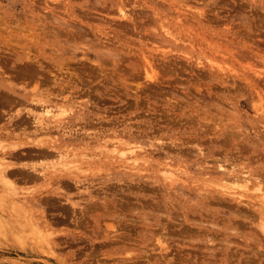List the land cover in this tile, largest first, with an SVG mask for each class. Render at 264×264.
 <instances>
[{
  "label": "rangeland",
  "instance_id": "rangeland-1",
  "mask_svg": "<svg viewBox=\"0 0 264 264\" xmlns=\"http://www.w3.org/2000/svg\"><path fill=\"white\" fill-rule=\"evenodd\" d=\"M0 172V264H264V0H0Z\"/></svg>",
  "mask_w": 264,
  "mask_h": 264
},
{
  "label": "bare ground",
  "instance_id": "bare-ground-1",
  "mask_svg": "<svg viewBox=\"0 0 264 264\" xmlns=\"http://www.w3.org/2000/svg\"><path fill=\"white\" fill-rule=\"evenodd\" d=\"M123 17H124V15H122ZM152 78V77H151ZM61 108V107H60ZM58 110H60V109H58ZM61 110H63V109H61ZM63 111H65V110H63ZM63 111H60L59 113H58V115H60L61 113H62V115H64L63 113ZM66 112V111H65ZM56 113V112H55ZM55 113H53L52 111H50L49 109H45L43 112H42V114L43 115H48V116H54V115H56ZM57 115V116H58ZM54 117H56V116H54ZM38 119L39 118H37V121H38ZM45 120V119H44ZM40 121V120H39ZM57 122V121H56ZM55 122V123H56ZM130 144V143H129ZM102 145H104V144H102ZM118 142L117 141H115V142H113V143H111L110 144V148H108L107 147V149H106V147H105V145L103 146V148H105L111 155H113L114 157L116 156V157H120V156H122L123 158H125L126 160H129V161H131L133 164H138V161H140L141 160V158L139 157L140 155L138 154L137 155V152H136V149H135V147L134 146H130V145H128L127 144V146H121L120 148L118 147ZM59 150V149H58ZM56 153V152H55ZM57 155V156H56ZM65 155L67 156V154H63V152L61 153L60 151L58 152L57 151V154H55V156L57 157V159L54 161V165H57V167H56V169H63V168H68V170H69V168H76L77 166H75V164H70V162H69V160H68V162H63L62 160H64L65 159ZM70 156H71V154H69ZM68 155V156H69ZM93 156L95 155L96 156V154H92ZM91 155V156H92ZM80 156V155H79ZM79 156L76 158V160L77 159H80L79 158ZM87 156V155H86ZM90 155H88L87 157H89ZM94 156V157H95ZM81 157V156H80ZM84 157V156H83ZM86 157V158H87ZM64 158V159H63ZM66 158H68V157H66ZM90 158V157H89ZM89 158H88V160H89ZM69 159V158H68ZM72 159H74L73 158V156H72ZM85 159V158H84ZM143 159V158H142ZM81 160H82V157H81ZM70 161H71V159H70ZM85 161V160H84ZM87 161V160H86ZM80 163V162H79ZM69 164H70V166H69ZM54 167V168H55ZM219 167L220 168H223V167H221V165H219ZM165 170H163L164 172H166L167 174H165V175H167V177L168 178H170V180H172L171 178L172 177H174L173 175L175 174V172H176V170L175 169H172L171 167H165L164 168ZM248 172V171H247ZM247 172H243L244 173V175H242V176H236V177H232V176H227L226 178V180H224L223 178H221L220 179V181H221V184H219V186L221 187V188H223V189H225V190H227V191H229V190H235L234 191V193L235 194H239V195H242V194H244V193H247V192H249L250 190H251V188L252 187H254L255 188V190H254V188H253V190L254 191H258L259 192V194H258V196H257V198L262 202H260L261 203V205L264 203V191H263V189L259 186L260 185V183L259 182H255V180L253 181V178L251 177V175H250V173H247ZM242 173V174H243ZM0 174H1V172H0ZM175 180V179H174ZM238 188V189H237ZM240 189V190H239ZM264 205V204H263ZM23 207V206H22ZM27 212V211H26ZM257 215V214H256ZM35 221V220H34Z\"/></svg>",
  "mask_w": 264,
  "mask_h": 264
}]
</instances>
